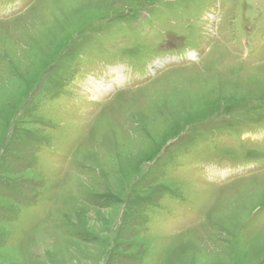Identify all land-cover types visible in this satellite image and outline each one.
Returning <instances> with one entry per match:
<instances>
[{
    "label": "rangeland",
    "instance_id": "rangeland-1",
    "mask_svg": "<svg viewBox=\"0 0 264 264\" xmlns=\"http://www.w3.org/2000/svg\"><path fill=\"white\" fill-rule=\"evenodd\" d=\"M263 226L264 0H0V264H264Z\"/></svg>",
    "mask_w": 264,
    "mask_h": 264
},
{
    "label": "trees",
    "instance_id": "trees-1",
    "mask_svg": "<svg viewBox=\"0 0 264 264\" xmlns=\"http://www.w3.org/2000/svg\"><path fill=\"white\" fill-rule=\"evenodd\" d=\"M253 124H255V123H253ZM227 131L229 134H238V132H236V131H234V130H232V129H222L221 130V133H222V131Z\"/></svg>",
    "mask_w": 264,
    "mask_h": 264
},
{
    "label": "bare ground",
    "instance_id": "bare-ground-1",
    "mask_svg": "<svg viewBox=\"0 0 264 264\" xmlns=\"http://www.w3.org/2000/svg\"><path fill=\"white\" fill-rule=\"evenodd\" d=\"M61 5H63V4H61ZM33 6H34V4H33ZM51 6V5H50ZM53 7V6H52ZM56 7H58V6H56ZM53 12V11H52ZM52 12H50V14L52 13ZM53 14H54V12H53ZM52 16H54V15H52ZM104 76H105V78L107 77V74L105 73L104 74ZM161 78V77H160ZM101 115V114H100ZM97 121H98V119H97ZM244 180V179H243ZM241 181V180H240ZM234 182V181H233ZM264 227V226H263Z\"/></svg>",
    "mask_w": 264,
    "mask_h": 264
}]
</instances>
